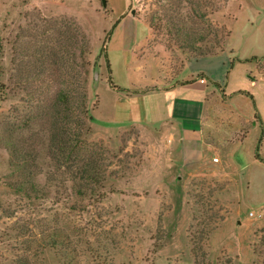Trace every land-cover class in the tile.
<instances>
[{
	"label": "rangeland",
	"instance_id": "rangeland-1",
	"mask_svg": "<svg viewBox=\"0 0 264 264\" xmlns=\"http://www.w3.org/2000/svg\"><path fill=\"white\" fill-rule=\"evenodd\" d=\"M126 6L134 17L123 25H141L139 38L142 25L149 31L135 53L140 72L104 44ZM161 7L180 25H150ZM211 50L264 74V0H107L105 8L102 0H0V264H264V218L249 216L264 213L260 130L236 155H216L228 156L225 174L189 160L182 138L190 136L174 125L128 124L141 110L127 97L140 89L219 76L223 60L196 61ZM84 92L91 118L80 150L99 161L105 181L85 197L56 170L45 116L61 94L79 115ZM250 98L241 101L248 111ZM160 112L168 116L166 106ZM259 154L264 160V143Z\"/></svg>",
	"mask_w": 264,
	"mask_h": 264
},
{
	"label": "crops",
	"instance_id": "crops-1",
	"mask_svg": "<svg viewBox=\"0 0 264 264\" xmlns=\"http://www.w3.org/2000/svg\"><path fill=\"white\" fill-rule=\"evenodd\" d=\"M125 8L126 10L123 7L115 10L116 14L121 16L108 43L107 51L108 53L125 54V56L127 54L128 64L135 66L138 71L141 70L140 60L135 53L145 46L149 31L147 25H142L145 26L147 32L145 36L139 38L141 25H123L133 16V11L131 14L128 13L129 6ZM115 12L113 11L112 14ZM233 56L225 51L216 57L199 59L200 61L206 60L209 64L214 62V59L223 60L219 76L211 72H198L195 76H191L192 78L189 76L188 79L165 81L166 83L174 81L166 88H142L139 94L128 96L127 98L141 110L137 112V117L134 118L136 120L128 124L174 125L182 132V137L186 134L190 136L185 140L182 138L189 160L216 168L219 173L226 174L224 160L228 156L217 157L218 160L215 161L216 155L227 150L233 151L236 155L247 141L251 129L260 130L264 143V109L262 110L258 101L259 97L261 99L264 97V74L256 67L252 68L249 65L251 63L248 64L246 59L233 58ZM229 68L231 71L225 79ZM254 71L257 74L255 77L249 76L251 77L249 80L246 77L247 74L252 75ZM159 80L161 82L165 78ZM142 81L143 87L148 86L145 78ZM245 88L247 90H244ZM247 97H251L250 111L247 106L245 107V103H241L242 100L246 101ZM165 106L168 116L163 117V112L160 111ZM195 148L200 151L197 155L199 160L194 158L196 153L191 151ZM205 153H211V161ZM256 161L264 164V161Z\"/></svg>",
	"mask_w": 264,
	"mask_h": 264
},
{
	"label": "trees",
	"instance_id": "trees-1",
	"mask_svg": "<svg viewBox=\"0 0 264 264\" xmlns=\"http://www.w3.org/2000/svg\"><path fill=\"white\" fill-rule=\"evenodd\" d=\"M195 4V3H194ZM103 5V4H102ZM107 5V0H106ZM198 5V4H197ZM162 13L159 14L157 19H153L150 22V25H180L179 21L176 18L175 10L171 8L161 7ZM119 21L115 23L113 28L107 33L105 45L110 41L112 34L114 32L115 26ZM184 25H186L184 23ZM175 32L176 35L185 37H192V33L190 31H186L185 29H177L176 27H171L166 32ZM231 35V32H228L227 38ZM187 42V41H186ZM106 48V47H105ZM106 49H104V52ZM222 50L216 51H208L206 53H201L197 55L196 60L207 58V57H216ZM107 59V56H106ZM107 67L110 71V64L107 60ZM111 74V73H110ZM112 84V80H111ZM117 88V87H116ZM122 91H127L121 89ZM84 92L81 95L82 104L77 109V113L79 115L76 116V112H73L72 106L70 107L69 103V95L61 94L59 95L53 103L49 106L47 113L45 116L49 118L50 121V152L51 159L56 166V170L58 172L65 170L67 175H70V180L76 182L74 184L77 187L76 194L80 196H87L89 193L92 195V184L98 182L97 184H101L104 181L103 178H99V170L100 163L97 160L92 158V155L83 154L81 149V143H83V134L89 131L86 122L84 121V117L91 118L90 110L87 107V96ZM85 94V95H84ZM90 116V117H89ZM77 119L75 120V118ZM75 123V130L78 133L74 132L72 134L71 124ZM72 136V137H71ZM75 142V144H73ZM263 143L262 140L258 143L257 153L255 158L260 161H264L259 154V147ZM73 144V145H72ZM79 145V146H78ZM73 168V169H72ZM69 169V171H67ZM72 171V172H71ZM99 178V179H98ZM78 184V185H77Z\"/></svg>",
	"mask_w": 264,
	"mask_h": 264
},
{
	"label": "built area",
	"instance_id": "built-area-1",
	"mask_svg": "<svg viewBox=\"0 0 264 264\" xmlns=\"http://www.w3.org/2000/svg\"><path fill=\"white\" fill-rule=\"evenodd\" d=\"M218 159H215V161H217ZM250 217L252 218H255V219H263L264 218V213L263 212H259V213H256V212H251L249 214Z\"/></svg>",
	"mask_w": 264,
	"mask_h": 264
},
{
	"label": "water",
	"instance_id": "water-1",
	"mask_svg": "<svg viewBox=\"0 0 264 264\" xmlns=\"http://www.w3.org/2000/svg\"><path fill=\"white\" fill-rule=\"evenodd\" d=\"M102 4L104 6V8L106 7V0H102Z\"/></svg>",
	"mask_w": 264,
	"mask_h": 264
}]
</instances>
